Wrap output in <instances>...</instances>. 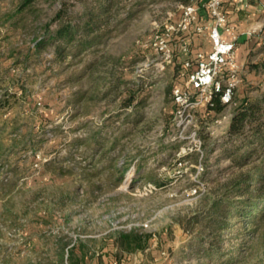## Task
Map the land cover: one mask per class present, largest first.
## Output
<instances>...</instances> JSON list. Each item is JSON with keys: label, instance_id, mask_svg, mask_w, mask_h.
I'll use <instances>...</instances> for the list:
<instances>
[{"label": "rangeland", "instance_id": "1", "mask_svg": "<svg viewBox=\"0 0 264 264\" xmlns=\"http://www.w3.org/2000/svg\"><path fill=\"white\" fill-rule=\"evenodd\" d=\"M21 1L0 0V18L14 11L0 23V92L17 91L1 111L15 128L0 134L8 162L0 167V264H90L108 255L114 234L129 230L151 234L144 263L194 264L192 250L207 234L195 217L235 174L227 155L231 114L264 90V41L250 42L241 57L232 103L219 113L198 105L188 122L174 115L167 87L183 81L174 80V68L192 55L171 36L173 57L160 69L155 46L181 2L111 0L110 15L118 10L111 32L77 56L68 45L60 58L54 44L38 50L34 40L47 24L55 28L61 7L76 14L82 4L29 0L16 12ZM198 47L191 43L190 51ZM117 78L122 83L114 89ZM137 82L147 103L115 115L125 88ZM109 114L115 117L103 124ZM181 155L187 157L176 164ZM249 229L232 231L236 252L224 264H264V224Z\"/></svg>", "mask_w": 264, "mask_h": 264}, {"label": "trees", "instance_id": "2", "mask_svg": "<svg viewBox=\"0 0 264 264\" xmlns=\"http://www.w3.org/2000/svg\"><path fill=\"white\" fill-rule=\"evenodd\" d=\"M178 1L185 4L191 0ZM29 2V0H22L16 12H20ZM79 2L82 8L76 14L69 13L64 6L57 10L52 20L56 23L55 28L51 30L50 24L45 26L44 33L34 40L33 45L36 49H41L48 42L52 43L54 54L62 58L67 54V46L71 45L72 55L77 56L99 43L102 37L111 32L109 23L118 12V10L114 11L112 12L114 15H110L113 10L111 0H94L89 4H85L84 0ZM13 17L14 11L9 12L5 17L0 18V23ZM103 26L105 28L101 29ZM173 36L184 37L183 34ZM197 51L199 50L193 52L191 50L188 55L191 54L192 57L188 58L193 60ZM182 68V63L175 66L174 80L181 76ZM121 83V78H117L113 84L114 89H118ZM174 85L176 84L173 82L167 87V93L170 95ZM141 86L137 82L125 88L127 95L115 111V115H120L119 113L124 110L136 113L147 103V95H142ZM221 91L213 93L210 102L206 104L208 110L219 113L224 109L226 104L220 99ZM16 93V90L8 89L0 92V134L8 126L15 128V121L9 118L4 119L1 111L12 107L17 97ZM172 105L174 113L175 104L172 102ZM115 115L109 114V118H103V124ZM227 134L229 138L234 139L227 155L228 168L235 169L231 172L235 174L216 192L201 214L195 217L197 222L204 223L207 234L203 237V241L192 250L195 256L194 264H209L212 261L214 264H224L223 258L228 256L232 259L236 252L232 246V238H234L232 231L249 227L252 232L254 227L264 224V90L258 97L244 99L238 104L231 114ZM98 141L104 143V140ZM16 144L14 139L7 145L14 147ZM3 145L0 139V167L8 163L1 152ZM112 147L115 148V142ZM24 149L21 148L17 152L22 153ZM186 157L179 156L176 164L184 162ZM122 177L123 175L120 179ZM226 239L231 241L229 247L224 246ZM150 240L151 234L137 230L117 232L111 240L116 249L113 254L114 261L116 264H123L125 257L135 250L146 248Z\"/></svg>", "mask_w": 264, "mask_h": 264}, {"label": "built area", "instance_id": "3", "mask_svg": "<svg viewBox=\"0 0 264 264\" xmlns=\"http://www.w3.org/2000/svg\"><path fill=\"white\" fill-rule=\"evenodd\" d=\"M223 1L205 0L203 2V7L210 19L208 28L210 49L197 51L193 60L188 58L183 61V69L188 72L181 73L183 81L174 85L171 90L172 102L175 104L174 115L181 120L186 119L190 122L194 107L206 106L215 91L222 90L221 101L226 105L231 104L234 92L240 83L243 67L236 59L237 35L235 26L227 21V15L222 9ZM198 10L197 2L180 4L176 21L170 24L161 35L155 37L156 50L160 56L157 65L160 69L172 60L173 50L168 43L171 36L184 35L179 43V51L188 54L191 36L205 32L206 26L200 22ZM225 32L230 34L229 39L223 37ZM254 33L255 30L247 31V35ZM260 38L264 41V34L260 35ZM193 91L197 92V95H194ZM227 115L225 113L217 121H221ZM198 142L200 143L199 139ZM195 191L196 189H192V192Z\"/></svg>", "mask_w": 264, "mask_h": 264}, {"label": "crops", "instance_id": "4", "mask_svg": "<svg viewBox=\"0 0 264 264\" xmlns=\"http://www.w3.org/2000/svg\"><path fill=\"white\" fill-rule=\"evenodd\" d=\"M199 4V20L206 26V30L203 34H194L191 36L192 45L199 44L196 50L199 51H208L210 49V41L208 38V28L210 24V19L208 17L207 11L203 7V2L205 0H191ZM222 9L227 15V21L235 26V33L237 35L236 42V59L239 64L243 67V62L241 57L244 55L248 49H250V42L255 39H261L260 35L264 34V0H224L222 3ZM255 30V33L252 35H247V31ZM230 34L225 32L223 37L229 39ZM152 244L150 243L143 250H136L131 252L127 257L123 259V264H146L144 263L143 252ZM108 255L102 256V259L93 261L90 264H116L114 261V252L115 247L113 243H110L108 247ZM86 262V261H85ZM159 262L158 264H162Z\"/></svg>", "mask_w": 264, "mask_h": 264}]
</instances>
